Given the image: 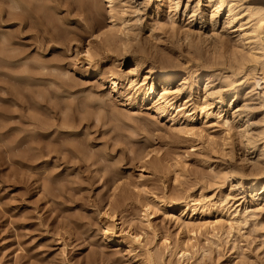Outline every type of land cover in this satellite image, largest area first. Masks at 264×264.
Masks as SVG:
<instances>
[{
    "label": "bare ground",
    "instance_id": "6f19581e",
    "mask_svg": "<svg viewBox=\"0 0 264 264\" xmlns=\"http://www.w3.org/2000/svg\"><path fill=\"white\" fill-rule=\"evenodd\" d=\"M49 1L59 4L54 6V3L50 10H62L61 7L64 6L62 8H65L66 12L74 10L72 17L76 14L75 16L83 20L84 25L79 22L87 33L90 32L91 40L84 51L83 60L76 59L77 65L83 68L77 70L86 76L83 77L84 80L96 78L98 85L88 91L84 89V83H77L74 75L70 77V71L63 68L58 57L53 59L52 63L35 58L36 62L32 59L34 63L29 65L26 61L29 60V55L25 50L13 47L17 43L14 41L17 34L15 37L3 31L0 35V68L5 66L3 62L14 66L25 60V69L20 71L28 76L20 73L22 83L19 84L25 87L24 89L33 90L31 97L25 100L16 88L10 91L8 89L9 95L13 97L12 105L18 106L20 110L16 132L11 135L14 136L12 139L15 146H10L12 154L8 152L14 165H18V169L32 176L44 170L42 173L52 178L55 175L52 172L55 171L40 167L52 159L58 162L65 160L72 164L73 161L74 164L83 161L87 165L91 162V168L99 162L94 161V152L78 140L82 123H88V120L91 122L92 117L97 122L101 121V115H104L102 111L107 113L105 118L111 117L109 119L124 122L126 112L132 114L138 109L140 113L143 108L150 110L155 117L153 122L150 118L147 120L148 117L127 118V121L132 122L130 119H133L135 122V126L131 125L133 129H130L132 131L128 137L132 139L134 133L138 136L139 130L148 134L152 131L154 135L156 131L163 130L158 123L166 120L167 130L164 137L171 139V145L173 142L178 144L180 149L181 145H185L189 150L187 152L182 149L189 154L186 155L194 156L195 163L206 165L208 171H205V166V173L202 168H198L202 173L198 170V173L193 172L192 183L187 179L191 184L188 186L187 182L184 183L188 187L183 190L178 188L181 191L175 195L167 193L158 196L157 192H161L159 187L156 188L157 192L151 191L153 194L150 193L149 202L142 207L144 213H141L142 222L140 221L145 223V230L152 234L149 240L146 238V232L141 235L131 232L118 235L115 213L118 208L126 207V202L131 200L129 188L132 183L117 172L120 168L118 162L109 167L105 166L107 170L103 168L101 174H104L103 177L108 174V178L103 182V186H110L111 192L108 196V209L102 214L101 220L105 242L125 246L129 253H132L137 249L136 244H140V236H146V241L142 239L146 243L141 242L144 245L142 253L138 255L144 264H167L165 258H168V264H194L191 260L197 256L207 258L210 264H220L219 258L213 256L217 252L220 257L226 246L229 251L239 252L236 262L232 260L233 263L230 264H264V240L258 242L259 239H264V0H0V30L17 27L20 36L28 26V30H36L35 35L40 36L43 31L50 41L61 46L64 42L73 43L76 36H71L73 32L71 33L69 28L66 30L65 25L63 29L59 23V20L61 24L64 23L63 18L67 19L68 13L61 19L57 17L58 23L53 22L56 17L52 18V15L49 18L53 21H50L45 10L51 6ZM54 12L56 14L57 11ZM50 14L48 12V15ZM99 17L104 19L105 25L100 22ZM69 19L70 16L67 21ZM72 29L74 30V26ZM61 30L67 32L60 33ZM75 31L76 29L74 33ZM82 32L84 34V31ZM77 34L81 37V34ZM79 39L78 42H81ZM160 40L162 42H158ZM103 55L104 59H97ZM109 59V65L102 69V62ZM122 65L127 66V69H120ZM105 85L108 87V93L104 94L102 87ZM47 88H56V94L49 96ZM4 89L7 90L6 85L5 88L3 86ZM63 93L66 94L65 100L53 105L52 100ZM79 94L83 97L85 94L84 100L82 97L78 101ZM112 94L115 96L113 98L125 107L123 112L120 109L118 111L116 105H112V100L108 102L107 99ZM59 106L60 118L55 111ZM82 111L85 116L78 118V121L74 113ZM50 116L51 118H47ZM10 130L8 131L11 132ZM148 134L146 139L150 138ZM7 135L9 133L5 132L0 139L3 145L6 140L8 144V139H11V136L7 138ZM54 135L61 140L62 143L58 141L60 146L62 145L61 148L54 147V144H57V139L55 143L52 139ZM40 141L48 143L44 145L41 142L44 145L41 146ZM150 143L140 146L138 151L134 147V150L130 149L135 152L134 159L140 161V179L145 176L143 171L146 165L150 166L155 174L160 175L163 171L164 158L162 163V158L156 156L158 151L153 148L154 143ZM7 144L6 146H9ZM173 151L168 153L172 154ZM173 154L174 157L171 156L177 159L175 167L183 165L180 159L185 154L182 158L178 153ZM166 155L168 157L167 153ZM187 163L184 166H187ZM160 170L162 171L159 173ZM109 173L112 174L110 177ZM134 188L139 187L134 185ZM210 191L212 194L208 193ZM151 209L162 211L163 215L175 222L179 231L175 239L170 237L171 233H166L160 238L162 234L160 235L159 229L154 228L153 222L149 221L148 212L152 211ZM198 236H204V243L200 244ZM196 260L198 261V258ZM195 264H199V261Z\"/></svg>",
    "mask_w": 264,
    "mask_h": 264
},
{
    "label": "rangeland",
    "instance_id": "374dc122",
    "mask_svg": "<svg viewBox=\"0 0 264 264\" xmlns=\"http://www.w3.org/2000/svg\"><path fill=\"white\" fill-rule=\"evenodd\" d=\"M44 1H46V0H44ZM60 2H61V0H60ZM54 3H56V2H54ZM54 3H53V1H51V2L49 1V5H51V6H49L48 9H46L47 7L45 8V10H47L46 15L48 16V18L51 15H52L51 16L52 18H53V16L56 17V19L53 18L54 21L51 17L49 18V20L53 21L55 23H58V20L63 18V16L66 17V15L68 13V15L70 16L69 21H67L69 18V16H68L67 19L63 18V20L64 19L66 20V21L64 20V23L62 21L63 24H61L60 20H59V23H60V25H62V28L65 25L66 28L65 27L64 28L66 30H68V28H69V31H71V33L73 32L71 36H76L75 38L77 41L76 40L72 41L73 43H71V44H69V43L67 44L66 42H64V45H65V43L67 45L61 46L52 40H51L52 41L51 42L50 39L48 38V36L45 33H43V31L40 32V36L35 35L36 32H34V31H36V30H31V29L28 30V28H29L28 26H27L28 28L25 27L23 31L21 30L22 33H24V34L20 35V36H18L20 30L17 27L7 28L6 30H2V31L0 30V35L2 34L3 31L5 33H11L14 36L17 34L16 35L17 37L15 36L16 38L14 40L17 43L13 47H15V48L19 47V49L22 51H23V49L25 50V53L29 55V58H28L29 60H26L29 65L34 63L35 58H37V60L42 61V62L44 60L45 63H52V60L53 59L55 60V58L58 57L57 59H61V63L63 65V68L65 70L70 71L69 72V75H71L70 77H72V75H74L73 76L74 80L77 83L79 82V84H81V85H82V83H84V85L82 87L88 91L89 89H92L93 87H96L98 85V83H96L97 80H96V78H90V79L84 80L83 77H86V76L81 75V73H79L81 71L77 70V69H80L82 66L77 65L76 59L83 60L84 51H85V49H87L89 40H91L90 32L88 31L89 33H87V30L85 28H82V27H84L83 26L84 22L82 19H80L81 17L79 18V17L75 16L76 14L73 15L75 18H77V20L80 19L77 21L74 17L71 16L74 13V10H71V12H66L67 10L65 8L63 9L62 7H64V6H62L61 7L62 10L55 9L57 11L56 14L59 13V15H56L54 12L55 11L54 9L50 10V8L53 7ZM55 5H57V3L54 4V6ZM57 6H59V4ZM48 12H49V14L50 13L51 14L48 15ZM57 17H59V19ZM71 17L73 20L71 19ZM102 17H99V18H101L100 22L101 23L104 22L103 24L105 25V21H104L105 18L103 17L104 19H102ZM79 21L83 25L80 24ZM77 22H79V23H77ZM73 26H74V30L76 29V31H75L76 33H74V30L72 29ZM66 30L65 31L63 30L64 34L67 32ZM63 31L60 33H63ZM82 31H84L85 35L82 34L83 33ZM85 31H86V33H85ZM77 33L81 34L80 35L81 37H78L79 35ZM41 35H43V36H41ZM37 37H38V39H37ZM89 37H90V39H89ZM78 38H80L79 40L81 42H78ZM81 38H82V40H81ZM42 39H43V41H42ZM37 42L40 44H38ZM158 42H162V41L160 40ZM0 44H1V42H0ZM157 44L160 45L161 43L160 44L157 43ZM99 57L97 59H100V60L104 59V55L99 56ZM32 59H34V60H32ZM30 60H32V61H30ZM47 60H48V62H47ZM24 61L19 62L14 66H11L9 63L3 62L5 66L3 68H0V87H2V89L0 88L1 89L0 90V114H1V112L2 113L4 112L3 114L0 115V124H1L0 125V139L2 138V135L5 134V132L9 133V135L6 136L7 138H10V136L13 133L15 134V132H16L15 127H17V124L19 123V120H17V117L19 115L20 110H19L18 106L12 105L13 101H11V100L13 97H11L9 95L10 94L9 91L15 90V88H16V91L19 90V92H21L20 95H23L26 98V99L24 98L25 100L30 98L31 93H33L32 89H30V88L24 89L25 87H21V85L19 84V83H22L21 82L22 79H20V77H22V75L20 73H22L23 76H28V74L26 75L25 73H23V71H20V70L25 69V65L23 64V63H25ZM35 62H36V60H35ZM105 62L106 61L102 62V66H103L102 69L104 67L106 68V65L107 64L109 65V63L111 61L109 59V60H107L106 63ZM7 64L9 65V67H7L8 66ZM20 66H22V67H20ZM120 67H121L120 69H127V66H124V65H122ZM73 68L76 70H74ZM81 69H83V68H81ZM17 71L18 72L20 71V72L18 73ZM3 74H5V75H3ZM14 75H16V76H14ZM12 78L17 79V80H14ZM13 81H14V83H13ZM16 81L18 84L16 83ZM5 85H6L7 90L6 89L3 90V86L5 88ZM17 86H18V88H17ZM89 87H91V88H89ZM8 89H9V91H8ZM55 90H57V89L56 88H47L46 89V91H48L49 96L55 95L56 94ZM102 90L103 91L105 90L104 94L106 92L108 93V87L106 85H105V87L104 86L102 87ZM24 93H25V95H24ZM58 96L59 97L52 100L53 105L58 104V103L60 104L66 98V94H64V93L58 94ZM110 96L109 97L107 96L109 99L106 98L107 100H109L108 102L110 103V101L112 100V102H114V103L112 104V102H111V104L116 105V107H118V111L120 109V111L122 110V112H123L125 110V107L123 106V104L118 102L116 99H114L115 96L113 94ZM77 97L80 98V99L78 98L79 99L78 101H80L82 99L83 95L79 94ZM84 97H85V94H84ZM84 97L82 100H84ZM7 98H9V100ZM5 100H7L8 103ZM58 110H60V106L55 110L57 112V116L60 118L61 114ZM15 111H17V113ZM142 111L143 112L138 113L139 110L137 109L134 112H132V114L130 112L124 113V114H126V117H125L126 120L124 119L125 120L124 121L122 119L124 122H122V121L117 122V120H115L116 121L115 122L114 118L112 120V119H109L111 117H108V116H107L108 118H105L104 115L107 113L102 111V114H104V115L100 114L101 115V119H100L101 121L97 122V121H95L94 117H92L93 119L89 118V119H91V122L88 120V123H86V122L82 123V125L79 128L80 129L79 134L81 136H79L80 139L78 138V140H80L81 143L83 142L86 147H89V150H91L92 153L94 152L93 153L94 161L98 160L99 164L97 163L95 166H92L91 168H89V166H91L90 165L91 162L89 163V165H87L83 161H79V162H77V164H74V161H73V164H72L70 162H66L65 160L58 162L56 159H52L51 161H49L46 164L43 163L44 165L41 164L40 167H45V169L49 168V170L51 172L52 171L56 172V173L52 172L55 174L54 178L50 177L49 175H45L44 173H42V172H44V170H42L41 173H39L37 175L35 174L32 176L30 174H27V173L21 171L20 168L18 169V165L17 166L14 165V161H13L12 156H11V154H12L11 152H13L11 150V147L14 148V146H15L14 145L15 143H13V139H12L14 136H11V139H8L9 140L8 144H7L8 141L7 140L5 141V143L9 146H6L5 143H4L5 145H3V143L0 142V264H144L141 261L142 258L138 255H140L142 253V250H143L142 248L144 246L143 244L146 243L144 241H146V238H148V239L152 238L151 237L152 234H150L151 233L150 231L147 232V230H145V227H144L145 223H141L142 222L141 216L143 215L141 213H144L142 211L143 205L145 203L149 202L150 196H151V194H153L152 192L156 191L157 187H159L158 188L159 191L161 190V192H159V194L157 192L158 190L156 191L158 196L161 194L163 195V194H167V193H168V195H171V194L175 195L179 191L186 189L192 183V180H194V177H193L194 175H192V174L196 173L197 172L196 170H198V168H199V170H201V168H202L203 173H205V171L207 172L208 170H207L206 165H203V164L199 165V163H195L194 156L193 157L187 156V155H189V154H187V152L189 150H187L185 145H181L180 146L181 149H180L177 146L178 144L173 142V145H171L172 144L171 139L166 138V136L164 137V134H165L164 132L167 130V127H166L167 121L166 120H162L161 123H158V126L162 127L163 130L156 131V132L154 131L155 132L154 135H153L152 131H151V133L148 134V133H142V131L139 130V132H141V133L138 132V136L136 135V133H134L135 136L132 135V139L130 137H128L129 135H131L130 134L132 131V130H130L132 128L131 125L135 126V122H133V119H130V120H132V122H129V120L127 121V118L129 116L131 118H134V117L138 118L139 117L141 119H146V117H148L147 120H149V118H150V121H152V122L155 121V117H153V114L150 110L147 111V110H144V108H143ZM5 112L8 114L6 115ZM128 113H129V115H127ZM141 113H143V114H141ZM124 114H123V116H125ZM137 114H139L140 116L139 115L137 116ZM74 116L76 119H78V118L81 119L85 116V113L83 111L78 112V113L75 112ZM14 118H16V120ZM47 118H51V116L47 117ZM122 118H124V117H122ZM8 119H10L11 122L9 120V123H8L7 122ZM13 119H14V121H13ZM79 119H78V121H79ZM48 120H50V119H48ZM126 122H127V125H126ZM4 123H5V125H4ZM130 123H132V124H130ZM87 125H88V127H87ZM86 127L88 129H86ZM10 128H12L11 129L12 131L10 130ZM8 130H10L11 132H9ZM124 130L128 131V133ZM160 132H162V133H160ZM92 134H93V136H92ZM146 134L149 135V136L147 135L148 137H150L149 139L145 138ZM88 136H90V137H88ZM136 136H137V138H136ZM62 137H64V136H62ZM122 138H123V140H122ZM128 138H130V139L127 140ZM49 139H51V138H49ZM52 139H53L54 143L56 141L55 139H57V141H56L57 144L53 143L54 147H56V146H57L56 148L62 147V145L60 146V143H58V141L61 142V140H58L59 138H56V136L54 135ZM165 139H167V140H165ZM67 140L69 141L68 138H67ZM149 140L151 143L149 142ZM71 141H73V140H71ZM41 142H43L44 145H46V143H48L47 141H45V142L40 141V144H41ZM147 142H149L150 144L154 143L153 148L158 151V154L156 156H158L159 158H162V160H161L162 163H163V158H164V163L168 164V165H166L167 166L166 167L165 164L163 163V165H162L163 171L162 170L159 171V173L161 171L163 173L161 172L160 175L155 174L156 172L154 173L153 169H152L153 170V172H152V170L150 169V166L146 165V167L144 168L145 171H143L144 175H145L144 176L145 179L144 178L140 179V174H141V169L139 167L140 161H138V159L137 160L134 159L133 155L135 152L133 153L131 150L133 149L132 147H134L138 151L139 149H141L142 146L148 145L149 143H147ZM43 143L41 144V146H44ZM140 143L141 144L143 143V144L141 145ZM157 146H159V147H157ZM167 147H170V148H167ZM127 148H129V149H127ZM160 148H161V150H160ZM173 148L176 150H174ZM177 148H178V151H177ZM167 149H168V151H167ZM171 149H173L174 151ZM182 149H185L184 151L187 150V152H184ZM172 151L175 154L178 153L180 155V158H182V156L185 154L183 156V158L180 159L182 161L183 165L181 164V165L177 166V168L175 167L174 163L176 162L175 160H177V159L173 158L174 157L173 153L170 154ZM8 152H10L11 154H9ZM91 152L89 151V153H91ZM168 152H170V153H168ZM166 153L168 154V157H167ZM104 155H106V156L104 157ZM171 155H173V157ZM97 156H99V157H97ZM154 156L155 155H153L152 157L154 158ZM102 157L106 160L104 161V159ZM67 159L69 160L70 157H68ZM100 160L102 163H100ZM173 160H174V162H172ZM167 161H168V163H167ZM114 162H116V163L118 162L119 167H120L119 168L120 171L117 169V172H119V174H121V176H124L123 178L126 177V179L128 178V180L130 179L129 182L132 183V186L129 188V190L130 189L131 190H130V192L128 191L130 193L129 195L131 197V200L126 202V204H125L126 207L118 208L116 210V213H115L116 220H117L116 224L118 225L117 226L118 227L117 228L118 235H120V233H122L121 235H124V234L126 235V233L129 234L130 232H131V234H135V235L140 234L141 235V234L146 232L147 236H148V237H146V236L143 237V235L140 236L141 237L140 244H138V245L136 244V247L138 249V250L136 249L137 252L135 251V252L129 253V251L127 250V248L125 246H123V247L118 246L117 244H114V243L109 244V243L105 242L104 237H103L102 224H101L102 214L108 209V196L110 195L111 192H110V186H106V187L103 186L104 185L103 182L106 180V178H108V174L105 177H103L104 174H101V173H103L102 169L105 166L109 167V166L113 165ZM186 163H187V166L186 165L184 166V164H186ZM80 164H81V166H80ZM173 164H174V166H173ZM171 166H172V168H171ZM180 166H182L183 169ZM197 166H199V167H197ZM203 166L206 167L205 171H204L205 167H203ZM52 167H53V169H52ZM173 167L176 170H174ZM178 167H180V168H178ZM189 167H190V169H189ZM167 168H168V170H167ZM97 169H99V170H97ZM104 169H106V168H104ZM146 169H148V170H146ZM181 170H183V171H181ZM199 170H198V172H199ZM97 171L99 173H97ZM202 171H200V172L202 173ZM51 172H49V173H51ZM177 173L179 176L180 175L181 176L178 177ZM110 175H112V174L109 173V177H110ZM49 177L52 179H50ZM174 177L176 180L174 179ZM177 177H178V179H177ZM93 178H94V180H93ZM134 179H136V180H134ZM184 179H185V181H184ZM186 180L188 182H191V183H188ZM189 180H191V181H189ZM100 181H102V182H100ZM177 181H178V183H177ZM164 182H166V183H164ZM180 182L183 183V186H182V183H180ZM186 182L188 183V186L186 185L187 184ZM142 183H144L143 186H141ZM175 183H176V185H175ZM184 183H186V184H184ZM179 184H181V186ZM134 185L139 187V188L135 189ZM159 185H161V186H159ZM184 185H186V187H184ZM153 186L155 189L153 188ZM175 186H177L176 191L174 190ZM178 188L181 190H179ZM172 189H173V191H172ZM146 190H147V192H146ZM174 191H175V193H172ZM101 193H103V194H101ZM208 193L212 194V191H210ZM154 194H156V193L154 192ZM93 200H95V201H93ZM92 205H94V206H92ZM151 210L152 211L148 212V213H150L149 221L151 223L153 222L152 225L154 226V228L159 229L160 235L162 234L160 236V238L163 237V235H166V233L169 235L171 233L170 237H172V239H175L176 234L179 233L178 228L175 225V222L170 220L165 215H163L162 211H158V209H156V210L151 209ZM141 224H142V226H141ZM127 229H129V230H127ZM141 229L143 231L144 230L145 231L143 232ZM167 230H169V231H167ZM127 231H129V232H127ZM140 231L142 233H140ZM182 235L184 236V234H182ZM202 237H204V236H201V237L198 236V241L200 242V244L204 243V238H202ZM261 240L263 241L264 239L261 238L258 240V242H260ZM141 242L142 243L144 242V243L141 244ZM253 247H255V246H253ZM225 250H226V252H225ZM138 251H141V252L138 253ZM223 251H224V253L222 254L223 256L220 255V257L222 256V258L218 257L219 255L217 252H215V254L213 253L215 255L213 257H215L216 259L219 258V261H221L220 264L221 263L222 264H230V263H233L232 260L235 261L236 259H238L237 253H239V252L236 253L235 250H234V252L229 251L228 246H226V249H224ZM233 255H235V256H233ZM87 257L88 258L90 257V258L88 259ZM197 258H198L199 264H210V262L208 261L207 258H202L200 256H197L196 259ZM196 259L191 260V262L194 264L197 263L198 261ZM165 261L168 264V261H169L168 258H165ZM184 263L187 264L186 262H184Z\"/></svg>",
    "mask_w": 264,
    "mask_h": 264
}]
</instances>
